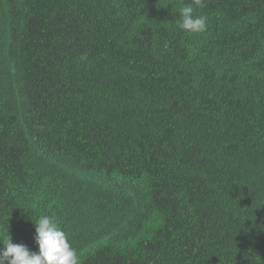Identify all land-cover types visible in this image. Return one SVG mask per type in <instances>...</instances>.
<instances>
[{
    "label": "trees",
    "instance_id": "1",
    "mask_svg": "<svg viewBox=\"0 0 264 264\" xmlns=\"http://www.w3.org/2000/svg\"><path fill=\"white\" fill-rule=\"evenodd\" d=\"M189 3L0 0V239L50 215L79 264H264V0L197 34Z\"/></svg>",
    "mask_w": 264,
    "mask_h": 264
},
{
    "label": "clouds",
    "instance_id": "2",
    "mask_svg": "<svg viewBox=\"0 0 264 264\" xmlns=\"http://www.w3.org/2000/svg\"><path fill=\"white\" fill-rule=\"evenodd\" d=\"M195 7H201L202 0H192L180 9L177 28L190 34L203 33L207 28L204 16L195 15ZM34 240L38 252H31L24 244H14L11 236L0 239V264H79L78 255L71 247L68 237L57 219L41 215L35 221Z\"/></svg>",
    "mask_w": 264,
    "mask_h": 264
}]
</instances>
